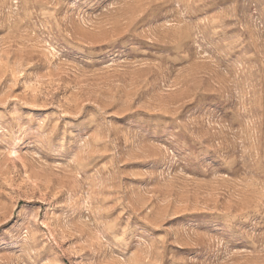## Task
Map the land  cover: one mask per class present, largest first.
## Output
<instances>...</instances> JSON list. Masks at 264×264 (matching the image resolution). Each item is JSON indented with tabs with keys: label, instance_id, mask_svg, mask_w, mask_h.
I'll return each mask as SVG.
<instances>
[{
	"label": "rangeland",
	"instance_id": "1",
	"mask_svg": "<svg viewBox=\"0 0 264 264\" xmlns=\"http://www.w3.org/2000/svg\"><path fill=\"white\" fill-rule=\"evenodd\" d=\"M0 264H264V0H0Z\"/></svg>",
	"mask_w": 264,
	"mask_h": 264
}]
</instances>
